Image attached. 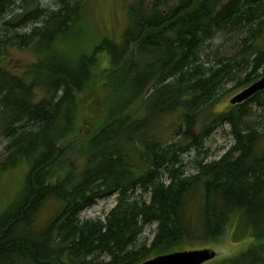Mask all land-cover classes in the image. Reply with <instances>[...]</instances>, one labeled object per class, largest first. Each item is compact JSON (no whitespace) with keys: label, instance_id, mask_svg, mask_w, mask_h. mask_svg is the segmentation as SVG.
Listing matches in <instances>:
<instances>
[{"label":"trees","instance_id":"16d2710c","mask_svg":"<svg viewBox=\"0 0 264 264\" xmlns=\"http://www.w3.org/2000/svg\"><path fill=\"white\" fill-rule=\"evenodd\" d=\"M88 1L0 0V181L28 171L0 205V264H140L228 241L244 245L205 264H264V91L210 110L264 75V0H133L118 40L93 31ZM8 47L36 60L14 71ZM220 125L234 144L189 173V144ZM113 196L104 220L81 219Z\"/></svg>","mask_w":264,"mask_h":264},{"label":"rangeland","instance_id":"374dc122","mask_svg":"<svg viewBox=\"0 0 264 264\" xmlns=\"http://www.w3.org/2000/svg\"><path fill=\"white\" fill-rule=\"evenodd\" d=\"M87 3H88L87 16L90 20L91 26L93 27V31L98 36L106 35L113 39H117V40L120 39L122 32L125 30L128 24V13L133 3V0H89ZM19 7H20L19 4H17L11 8L9 14L14 15L13 19L20 17L21 10ZM25 27L26 29L28 28L31 29L34 27V23H29L23 27H18V28L23 29ZM18 28L11 30V32L15 34L16 31L20 30ZM11 32H8V35L11 34ZM213 43L219 45L221 44V40H219V36L216 35L214 37ZM226 45L227 43L224 42V46ZM35 60H36V56L32 48H24V50H22L20 48H15V47H8L6 58L3 59L4 64H6L10 69L13 68L14 71H15V65H20L23 68H26L27 66L34 63ZM244 89L245 88H235V85L228 84L225 87V89L220 92L221 93L220 101L212 105L210 110L215 112L216 111L220 112L224 110L227 111L230 107L239 105V104L232 105L231 100L233 97H235L237 94L242 92ZM253 111L256 113V115H253V117L251 118L253 120L259 119L264 124V112H262V108L254 107ZM196 132H197L196 128L192 129L191 134H187L183 130L182 133L184 134H182L179 137V139L185 140L187 136L189 137V139H192V135H194ZM178 136H179V132L177 131L175 137L177 138ZM4 144H5V140H3L2 137H0V156L3 153ZM233 144H234V140H233V136L231 135L230 127L228 125H220L216 128L215 132L205 140L199 152L196 150V148H191L189 144L188 153L184 154L183 156V164L187 167L188 169L187 171L189 173H192L194 171L193 170V167L195 165L194 161L197 155H201V157H203L204 155H209L210 160L219 159L222 155L226 153V151ZM2 158L0 160H2ZM27 173L28 171L25 172L21 169H18L15 171H11L10 173H7L4 176V178L0 181V205L6 204L10 200H14L16 198L17 200L20 199V196H18V194L23 189V185H24L23 182ZM139 194L140 192L135 193L134 196L139 197ZM115 205H116L115 196L102 199L98 201V203L95 206L85 210L80 217L82 220H96V219L104 220L106 218V215ZM155 227H156L155 225L152 227H148L144 233V237L149 238L151 240L154 237ZM243 242L244 241H237V242L228 241L227 243L226 242L221 243V247H219V249H216L218 252V256L212 261L223 259L226 256L237 252L244 245ZM205 248H209V247H205Z\"/></svg>","mask_w":264,"mask_h":264},{"label":"water","instance_id":"95a60500","mask_svg":"<svg viewBox=\"0 0 264 264\" xmlns=\"http://www.w3.org/2000/svg\"><path fill=\"white\" fill-rule=\"evenodd\" d=\"M264 91V75L232 98L231 104L237 105L249 100L259 92ZM218 252L214 248L177 251L160 255L140 264H205L214 260Z\"/></svg>","mask_w":264,"mask_h":264}]
</instances>
